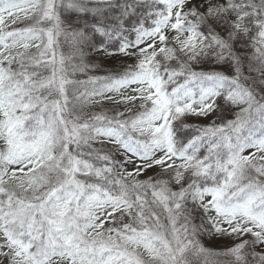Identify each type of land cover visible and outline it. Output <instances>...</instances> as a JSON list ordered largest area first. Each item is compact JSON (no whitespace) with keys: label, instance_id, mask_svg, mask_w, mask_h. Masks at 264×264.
I'll return each instance as SVG.
<instances>
[{"label":"snow or ice","instance_id":"obj_1","mask_svg":"<svg viewBox=\"0 0 264 264\" xmlns=\"http://www.w3.org/2000/svg\"><path fill=\"white\" fill-rule=\"evenodd\" d=\"M0 264H264V0H0Z\"/></svg>","mask_w":264,"mask_h":264},{"label":"trees","instance_id":"obj_2","mask_svg":"<svg viewBox=\"0 0 264 264\" xmlns=\"http://www.w3.org/2000/svg\"><path fill=\"white\" fill-rule=\"evenodd\" d=\"M61 50L65 52V54H68L70 52V46L67 43L61 44ZM97 67L95 69L89 70L84 73H76L74 79H78L80 81H87L90 76H105L109 74V72L113 69L111 67H107L101 64H96ZM87 87H91V85H86ZM83 90V88H82ZM203 259V258H201ZM212 259V258H209Z\"/></svg>","mask_w":264,"mask_h":264},{"label":"rangeland","instance_id":"obj_3","mask_svg":"<svg viewBox=\"0 0 264 264\" xmlns=\"http://www.w3.org/2000/svg\"><path fill=\"white\" fill-rule=\"evenodd\" d=\"M94 62L96 64H101L107 67H118L121 63L120 59L115 58V57H106L104 54H99L98 56L95 57ZM105 107L110 108L111 105H105Z\"/></svg>","mask_w":264,"mask_h":264}]
</instances>
